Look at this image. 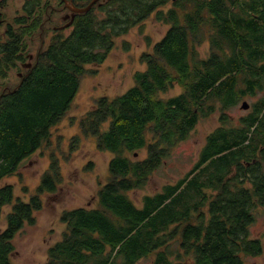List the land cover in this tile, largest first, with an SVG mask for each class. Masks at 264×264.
I'll use <instances>...</instances> for the list:
<instances>
[{"label": "trees", "instance_id": "16d2710c", "mask_svg": "<svg viewBox=\"0 0 264 264\" xmlns=\"http://www.w3.org/2000/svg\"><path fill=\"white\" fill-rule=\"evenodd\" d=\"M165 2L129 0L119 14L79 15L68 36L52 30L53 43L35 49L30 68L23 65L30 58L31 37L45 38L44 27L64 3L33 0L27 8L30 17L15 20L21 27L0 31V80L19 63L23 72L20 84L0 96V181L15 175L49 142L88 66L104 63L115 39ZM180 6L181 16L176 8L169 17L158 12L159 19L173 25L153 52L144 54L147 69L135 74V85L113 99L102 97L82 120L84 134L96 136L98 150L114 155L111 176L97 208L63 213L64 237L49 249L45 264H136L153 254L152 264H245V257L261 253L250 228L264 209V97L240 125L225 122L208 137L200 160L185 177L145 196L141 207L128 196L148 185L172 149L217 102L229 109L247 95L264 92V12L261 23L251 14L261 0H208L205 7L190 0ZM208 38L212 52L201 58L198 46ZM177 85L181 94L161 96ZM142 149L147 157L133 158ZM60 178L53 165L30 202L14 203L6 229L0 230V264H11L13 240L25 225L36 224L41 195L55 191ZM13 201V186L0 187V218Z\"/></svg>", "mask_w": 264, "mask_h": 264}, {"label": "rangeland", "instance_id": "374dc122", "mask_svg": "<svg viewBox=\"0 0 264 264\" xmlns=\"http://www.w3.org/2000/svg\"><path fill=\"white\" fill-rule=\"evenodd\" d=\"M23 2L24 0L4 1L0 9L5 21L0 26L1 32H5L9 25L14 29L22 26L16 24L15 20L21 17ZM181 7L176 8L180 16L183 12L180 11ZM173 9L161 7L127 34L117 37L115 47L106 61L101 65L88 66L89 72L83 77L71 108L63 120L52 127L49 142L44 143L36 153L27 158L15 175L0 181V187L13 186L14 194L13 203L4 207L0 218V230H4L7 227L8 215L18 199L30 202L31 198L38 194L44 175L51 171L53 165L61 174L56 190L41 195L43 208L35 213L36 224L25 225L13 240L15 251L11 257V264H45L49 249L64 237L66 224L62 220L63 213L76 208L98 207L100 190L109 182L111 176L110 162L114 155L109 151L98 150L96 136L84 134L82 120L96 108L97 102L102 97L113 99L135 85V74L147 69L143 61L144 54L152 53L154 46L166 36L173 25L171 21L159 19L158 12L162 10L169 17ZM193 9V6H190L188 11ZM55 17L56 21L60 22V15ZM70 32L67 31L65 34L68 35ZM40 35L37 33L35 37ZM46 35L48 38L45 46L53 43V31L48 30ZM34 41L30 51L32 58L27 59V64H32L35 59V49L41 47L43 43L36 38ZM198 50L201 58H208L212 52L210 39L199 45ZM21 67L22 64L19 63L17 67L9 70L6 79L0 80V96L4 91L14 89L20 84L23 77ZM182 92L183 88L177 85L161 96L169 98ZM263 97L264 92L247 95L238 105L229 109H222L217 102L211 113L201 116L189 137L172 149L163 165L155 170L148 185L141 190L129 192V198L136 206L141 207L145 196L154 195L161 191L165 184L175 183L185 177L198 163L208 137L225 122L228 126L239 125L240 120L252 112L254 105ZM244 102L249 104L248 109L242 107ZM225 117L229 119L228 122L223 120ZM108 127L109 123H106L102 128L105 130ZM147 155V150L142 149L133 158L142 160ZM250 238L260 241L262 252L259 255L245 257V264H264V209L259 210L256 215V220L250 228ZM154 258L153 254L136 264H152Z\"/></svg>", "mask_w": 264, "mask_h": 264}, {"label": "flooded vegetation", "instance_id": "af4514ba", "mask_svg": "<svg viewBox=\"0 0 264 264\" xmlns=\"http://www.w3.org/2000/svg\"><path fill=\"white\" fill-rule=\"evenodd\" d=\"M5 0H2V2H0V9L3 7V3ZM31 1L33 0H24L23 5H22V10H21V21L25 20V17L27 16V18L30 17L29 13L27 12V8L29 7V5L31 4ZM38 1V0H36ZM64 3V6L56 8L57 11L55 10L54 13L60 15V22L56 21V18L54 19L53 23L51 24V26H46L44 27V29L48 30H53L57 33H61L64 34L65 36H68L67 34H65L67 31H73L76 28V21L79 15H86V16H92V15H99L102 17H106L109 14H119L121 12V4L124 3L125 1H129V0H96L95 4L90 8L89 11L85 12V13H77L75 12V10L69 6L66 5L65 0H61ZM68 4L71 5L72 7H75L77 9H82V8H86L87 6H89L91 4V2H93L94 0H67ZM165 4L163 5V7H172V8H178V6H180L181 4H183L185 1L189 2L190 0H165ZM207 1L208 0H200V3L202 4L203 7H205L207 5ZM210 1H214V0H210ZM244 1V0H241ZM246 2H252V0H245ZM263 0H261V6L258 7V9H253L251 11V14L253 16V20L257 21L259 23L262 22V13L264 12V7H263ZM245 10L249 11L248 8L244 7ZM205 9V8H204ZM234 11L240 12L241 9L237 8L234 9ZM57 16V15H56ZM4 20H3V15L2 12L0 11V26H2L4 24ZM62 22V23H61ZM52 28V29H51ZM70 32V33H71ZM41 37V36H40ZM48 36L45 35V38L42 40V45L41 46H45V41L47 40ZM32 41L29 42V46H32L34 44V39L35 38H31ZM31 59V57L29 58ZM31 64V63H30ZM30 64H25L23 65L25 68H30L32 66H29ZM21 78V73L20 76ZM240 125V124H239ZM200 160V157H199ZM206 165V164H205ZM204 167V166H202ZM204 235V234H203ZM261 245V244H260ZM261 252H262V247H261Z\"/></svg>", "mask_w": 264, "mask_h": 264}, {"label": "water", "instance_id": "95a60500", "mask_svg": "<svg viewBox=\"0 0 264 264\" xmlns=\"http://www.w3.org/2000/svg\"><path fill=\"white\" fill-rule=\"evenodd\" d=\"M0 2H2V0H0ZM65 2H66V5L69 6V7H71V8H73L75 10V12H77V13H85V12H87V11L90 10V8L95 4L96 0H94L93 2H91V4L89 6H87L86 8H82V9H77L75 7H72L71 5L68 4V1L67 0H65ZM29 66H31V65H29ZM242 107L244 109H248L250 106H249V104L247 102H244L243 105H242Z\"/></svg>", "mask_w": 264, "mask_h": 264}]
</instances>
